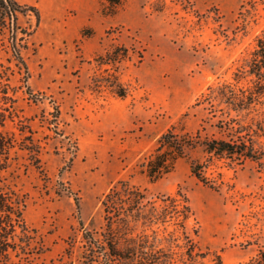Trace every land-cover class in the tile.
<instances>
[{
    "label": "rangeland",
    "instance_id": "374dc122",
    "mask_svg": "<svg viewBox=\"0 0 264 264\" xmlns=\"http://www.w3.org/2000/svg\"><path fill=\"white\" fill-rule=\"evenodd\" d=\"M19 1L36 6L40 17L31 10L19 16L31 32L23 48L29 76H12L17 101L2 129L18 141L32 135L41 151L18 142L1 176L6 189L24 198L25 218L42 236L32 264L62 255L70 238L81 236V221L100 230L101 200L123 180L153 199L186 195L200 247L220 252L225 264L264 250L263 164L221 162L219 189L193 175L188 158L157 179L141 166L173 125L196 132L204 124L208 134H218L197 98L211 83L233 79L237 59L264 28V0ZM122 46L129 50L118 70L130 87L125 97L93 83L113 70L97 58ZM9 105L0 93V106ZM189 155L202 158V150Z\"/></svg>",
    "mask_w": 264,
    "mask_h": 264
},
{
    "label": "trees",
    "instance_id": "16d2710c",
    "mask_svg": "<svg viewBox=\"0 0 264 264\" xmlns=\"http://www.w3.org/2000/svg\"><path fill=\"white\" fill-rule=\"evenodd\" d=\"M27 10L39 19L34 5L0 0V93L10 103L0 106V264H32L44 246L39 230L25 218L24 198L6 189L1 176L18 142L36 155L41 151L32 135L18 141L2 129L17 101L12 76L16 71L23 72L26 81L29 76L23 48L31 32L19 22L20 14ZM255 41L254 48L237 59L232 80L211 83L197 98L196 104H203L208 113L204 121L214 120L211 125L218 134H208L204 124L196 132L171 126L141 163L151 179L171 172L180 158H188L192 174L219 189L225 184L221 162L233 166L256 160L264 165V28ZM128 51L125 46L116 47L97 58L113 68L93 77L97 88L106 87L120 97L129 94L130 87L118 74ZM19 129L25 132L23 124ZM198 149L202 158H192L189 151ZM36 162H41L38 156ZM101 203L102 228L90 229L81 221V236H72L66 251L50 264H225L220 252L200 247L196 239L199 228L189 226L193 209L179 191L153 199L143 188L123 180L104 194ZM240 264H264V250Z\"/></svg>",
    "mask_w": 264,
    "mask_h": 264
}]
</instances>
